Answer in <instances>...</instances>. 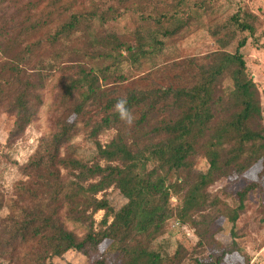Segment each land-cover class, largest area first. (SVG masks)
<instances>
[{
	"label": "trees",
	"instance_id": "1",
	"mask_svg": "<svg viewBox=\"0 0 264 264\" xmlns=\"http://www.w3.org/2000/svg\"><path fill=\"white\" fill-rule=\"evenodd\" d=\"M220 1L0 0V116L8 120V147L36 121L42 91L59 75L49 107L52 132L21 168L35 177L24 187L22 206L35 213L59 185L64 200L88 199L104 213L97 232L80 238L57 208H47L38 216L41 229L21 240L36 245L33 260L73 251L86 264H183L179 247L171 254L167 241L158 242L166 228L187 226L199 246L212 247L221 218L231 226V244L216 258L188 264H223L240 251L236 238L247 200L264 182L261 109L241 52L258 17L234 0H224L231 14L214 17ZM125 17L131 26L115 32ZM201 21L217 50L172 62L157 75L151 65ZM122 97L136 117L130 127L114 110ZM82 131L95 145L97 164L79 160L71 146ZM108 132L113 138L102 145L98 139ZM198 157L204 172L195 170ZM222 169L238 177L251 170L257 179L235 192L231 205L207 192ZM62 171L78 172L71 189L63 186ZM109 189L125 201L118 211L96 198ZM104 242L110 244L101 251Z\"/></svg>",
	"mask_w": 264,
	"mask_h": 264
},
{
	"label": "rangeland",
	"instance_id": "2",
	"mask_svg": "<svg viewBox=\"0 0 264 264\" xmlns=\"http://www.w3.org/2000/svg\"><path fill=\"white\" fill-rule=\"evenodd\" d=\"M240 2L246 8L258 17L256 34L253 38H248L246 46L242 49L247 71L255 84L254 96L255 102L261 109L262 126L264 128V0H234ZM222 7H218V12L222 16H228L234 9L225 5V1H220ZM213 18V17H212ZM204 21L196 28H191L186 35L178 38L169 44V49L163 57L159 58L153 69L159 70L157 75L161 76L163 68L172 63L179 62L188 58L201 59L204 55L217 50L216 45L211 40L207 30V25L203 27ZM131 26L130 18L125 17L113 30L117 33L124 32L126 27ZM150 68V66H147ZM144 71L143 74H146ZM156 80L160 81L158 77ZM59 81V75H55L46 83L43 94V105L38 117L25 131L23 137L12 141L7 146V126L8 120L0 116V264H86L85 258L78 253L70 251L59 259H53L50 256L40 257L37 255V247L34 242L21 241L26 232L37 233L41 229V217L45 215L47 208L55 207L59 210V218L62 220L66 229L78 237H86L97 232L98 223L101 221L104 213L95 210V203L88 199H76L74 203L64 200V195L59 194V185L52 188V195L42 202L35 213L26 211L22 206L25 200L24 187L35 177L25 175L22 169L34 156L41 139L48 137L53 129V119L49 114V107L55 97L54 86ZM229 82L223 84L227 87ZM82 122H79L81 127ZM200 137L207 139L210 135L206 132H200ZM113 138V133L108 132L98 141L105 145ZM77 148V158L88 164V166L97 164L95 145L87 137V132L82 131L71 143ZM205 160L198 157L195 162V170L204 172ZM253 168H251L252 170ZM222 169V173L215 177L214 181L208 185L207 192L211 196H218L223 202L231 205V198L235 192L241 190L250 182L256 181L255 172L248 170L243 176L238 177L232 170ZM78 172L66 173L62 171V177L65 179L63 186L71 189L75 182ZM263 190L251 194L247 200L245 212L241 218L240 228L237 231L236 242L240 251L225 257L223 264H264V182ZM63 193H65L63 191ZM97 199L105 198L115 211H118L125 201L115 189H109L104 194L96 196ZM175 200H172V206ZM216 227L222 231L214 235L216 244L211 247L208 245L199 246L198 237L195 231L190 228H181L178 224L169 225L165 234L159 238L158 242L162 245L168 242L170 253L179 247L184 258L183 264H188L193 258H206L212 255L216 258L221 251L232 242L230 236V224L223 218L216 222ZM109 242H104L100 249L104 251L108 248ZM32 260V261H31Z\"/></svg>",
	"mask_w": 264,
	"mask_h": 264
},
{
	"label": "clouds",
	"instance_id": "3",
	"mask_svg": "<svg viewBox=\"0 0 264 264\" xmlns=\"http://www.w3.org/2000/svg\"><path fill=\"white\" fill-rule=\"evenodd\" d=\"M114 110L118 114L119 119L127 126H131L136 117L128 108V101L126 97L120 98L114 105Z\"/></svg>",
	"mask_w": 264,
	"mask_h": 264
}]
</instances>
